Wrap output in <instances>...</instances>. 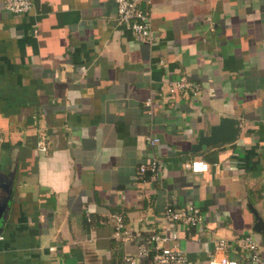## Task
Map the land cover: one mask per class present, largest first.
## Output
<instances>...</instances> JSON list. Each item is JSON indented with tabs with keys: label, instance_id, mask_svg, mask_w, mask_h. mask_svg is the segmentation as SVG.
<instances>
[{
	"label": "crops",
	"instance_id": "obj_1",
	"mask_svg": "<svg viewBox=\"0 0 264 264\" xmlns=\"http://www.w3.org/2000/svg\"><path fill=\"white\" fill-rule=\"evenodd\" d=\"M31 1L13 14L0 0V264H130L167 229L165 206L187 203L207 225L179 233L182 264H207L219 238L251 264L236 239L264 244V0H138L152 44L114 0ZM181 76L196 96L169 94ZM220 117L239 120L235 137L188 152ZM154 157L158 179L138 170ZM114 213L136 240L112 237Z\"/></svg>",
	"mask_w": 264,
	"mask_h": 264
},
{
	"label": "built area",
	"instance_id": "obj_2",
	"mask_svg": "<svg viewBox=\"0 0 264 264\" xmlns=\"http://www.w3.org/2000/svg\"><path fill=\"white\" fill-rule=\"evenodd\" d=\"M117 7V20L125 25L135 37L142 43L152 44L156 35L152 28L149 13L142 9L138 0H114ZM3 7L13 14L25 13L31 10V0H3ZM199 85L186 76L179 77L168 86V92L172 96H196ZM146 106L151 105V100L145 101ZM149 144L158 141L156 137H147ZM39 150L46 151L47 144L44 140L39 142ZM2 148V137L0 136V150ZM163 161L159 158H151L145 164L138 167L140 173H148L151 179H158L163 169ZM185 166L193 173L206 174L210 170L209 164L201 157H194ZM164 220L168 223L167 229L163 232H153L145 235L138 244L134 255L125 256V260L130 264H138L141 258L148 257L150 264H182L187 262V257L176 242L179 233L186 232L191 228L202 230L207 222L202 214L192 203L184 206H174L167 204L164 208ZM112 217V237L120 242L128 243L136 240L139 235L128 228L119 213H114ZM87 220L90 217L87 216ZM0 239L2 236L0 235ZM236 247L242 250L251 264H264L262 251L264 244L252 234H248L236 239ZM55 245L49 250H55ZM228 241L219 238L214 244V251L209 255L207 264H239L227 254Z\"/></svg>",
	"mask_w": 264,
	"mask_h": 264
},
{
	"label": "water",
	"instance_id": "obj_3",
	"mask_svg": "<svg viewBox=\"0 0 264 264\" xmlns=\"http://www.w3.org/2000/svg\"><path fill=\"white\" fill-rule=\"evenodd\" d=\"M239 120L233 117H220L217 124H213L209 128V134L200 131L197 142L190 146L188 152L195 153L202 146L214 145L218 142L230 141L238 131ZM9 193L6 196L0 197V223L5 220L6 211L8 208Z\"/></svg>",
	"mask_w": 264,
	"mask_h": 264
}]
</instances>
